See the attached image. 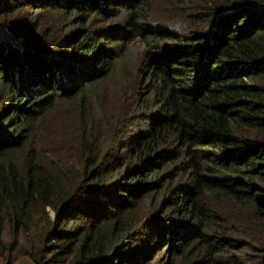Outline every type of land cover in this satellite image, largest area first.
<instances>
[{
	"label": "trees",
	"instance_id": "trees-1",
	"mask_svg": "<svg viewBox=\"0 0 264 264\" xmlns=\"http://www.w3.org/2000/svg\"><path fill=\"white\" fill-rule=\"evenodd\" d=\"M52 114L65 132L36 144ZM13 245L32 264H264V0H0L6 262Z\"/></svg>",
	"mask_w": 264,
	"mask_h": 264
},
{
	"label": "rangeland",
	"instance_id": "rangeland-1",
	"mask_svg": "<svg viewBox=\"0 0 264 264\" xmlns=\"http://www.w3.org/2000/svg\"><path fill=\"white\" fill-rule=\"evenodd\" d=\"M142 44L138 41L137 38H135L132 42L127 43L121 51H123V58L125 60V65L135 66L137 62L139 61L141 52H142ZM53 116L51 119H49V123L44 122L42 129L36 128V131L34 133V136L36 138L35 143H44L46 139V136L48 140L54 141L56 138H58L63 132H65V127L69 124V121H64L63 114H52ZM33 136V137H34ZM53 143V142H52ZM51 143V144H52ZM51 213L50 211H48ZM31 236V242L34 241L35 236L33 233H30ZM23 240V239H22ZM19 244V243H18ZM5 247L8 246V244L4 245ZM19 245H13L10 250L11 259L9 262L5 261L4 256L0 257V264H32L28 257L25 255L24 251L21 247H18ZM29 246V245H28ZM26 246V247H28ZM25 247V245H24ZM7 251L4 250V254H6Z\"/></svg>",
	"mask_w": 264,
	"mask_h": 264
}]
</instances>
